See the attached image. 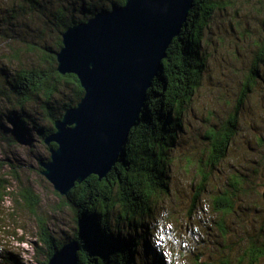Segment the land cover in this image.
<instances>
[{
  "label": "trees",
  "instance_id": "16d2710c",
  "mask_svg": "<svg viewBox=\"0 0 264 264\" xmlns=\"http://www.w3.org/2000/svg\"><path fill=\"white\" fill-rule=\"evenodd\" d=\"M25 1L14 7V12L0 16V45L5 42L4 49H0V70L4 71L5 61L17 66L11 72H3L6 76L3 83L20 104V114L14 120L16 130L32 137L29 131L33 126L41 141L46 143V138L56 131V121L76 106L85 94L77 75L62 74L58 70L57 53L63 47V33L100 11H111L124 5L127 0ZM227 3L228 6L232 4L231 0H194L182 33L169 47L168 56L163 59L161 69L147 91L140 118L118 163L107 177L100 179L93 174L84 182L76 183L62 197L74 215L75 232L71 239L61 240L52 233L40 218L39 195L27 185L11 189L0 166V203L10 197L16 207H25L39 218L38 236L48 249L44 264H48L52 255L71 240H77L80 245L77 264H133L142 247L151 250L153 227L146 216L156 218L155 207L165 201V197H171L169 169L173 160L170 151L175 149L180 132L185 130V114L202 84L207 66L202 52L205 33L210 29L216 11L226 9ZM20 11L23 12L20 14ZM25 14L32 16V27L29 26L27 34L17 31ZM261 64L264 65V44L243 83L235 112L220 128L206 133L209 142L206 159L186 156V170L191 167L196 170L198 180L188 209L189 216L196 213L212 172L219 169L237 134L239 111L261 76ZM38 113L39 117H36ZM11 140L15 141L14 138ZM46 145L49 151L52 146L57 147L55 142ZM49 159L50 156L40 157L39 161ZM42 169L41 166V172ZM12 172L18 179L14 169ZM240 181L236 177L230 186L232 189L214 197L213 209L222 216L217 225L223 235L228 234L224 217L236 211L235 194L241 190ZM120 221H125L129 232L124 231ZM256 241L252 239L246 254L237 263L231 257L215 263L209 257L196 254L192 264H242L243 261L257 264L264 258V243L258 245Z\"/></svg>",
  "mask_w": 264,
  "mask_h": 264
},
{
  "label": "rangeland",
  "instance_id": "374dc122",
  "mask_svg": "<svg viewBox=\"0 0 264 264\" xmlns=\"http://www.w3.org/2000/svg\"><path fill=\"white\" fill-rule=\"evenodd\" d=\"M25 2L0 0V16L14 12V7ZM231 3L230 6L227 3L226 9L216 11L210 29L205 33L202 52L207 66L202 84L185 114V130L180 132L177 146L170 151L173 160L169 169L172 194L155 207L156 218L146 216L153 227L150 236L152 248L148 251L142 247L133 264H192L196 254L209 257L215 263L226 257L237 263L246 254L252 239L257 240L258 245L264 243L262 64L259 66L261 76L239 111L237 134L227 155L219 169L212 172L196 213L193 216L188 214L198 180L196 170L192 167L186 170V156L206 159L209 148L206 133L220 128L235 112L243 83L264 44V0H231ZM23 20L17 31L27 34L32 16L25 14ZM1 45L0 49H4L5 42ZM3 66L4 71L0 70L1 172L6 174L13 190L30 186L40 197V218L58 239H71L75 232L74 215L66 206L64 195L40 171L39 158L50 156L46 143L41 141L33 126L29 131L35 140L32 146L15 139L20 131L16 130L14 120L21 109L10 88L3 83L6 77L3 72H11L17 66L8 61ZM236 177L241 179V190L235 194L236 211L224 217L228 234L223 235L217 225L222 216L214 211L213 201L222 191L232 189L230 186ZM38 219L25 207H16L10 197L0 203V264L46 262L48 249L39 239ZM120 224L125 232H129L125 221H120ZM242 264H249V261ZM257 264H264V258Z\"/></svg>",
  "mask_w": 264,
  "mask_h": 264
},
{
  "label": "water",
  "instance_id": "95a60500",
  "mask_svg": "<svg viewBox=\"0 0 264 264\" xmlns=\"http://www.w3.org/2000/svg\"><path fill=\"white\" fill-rule=\"evenodd\" d=\"M194 0H127L63 33L58 70L75 74L85 94L55 123V142L42 173L62 195L118 163L140 118L148 89L174 39L182 33ZM21 144H34L24 133ZM77 240L64 244L48 264H77Z\"/></svg>",
  "mask_w": 264,
  "mask_h": 264
}]
</instances>
